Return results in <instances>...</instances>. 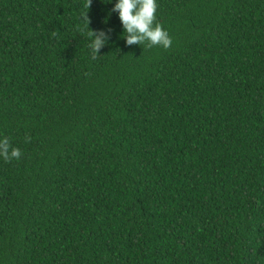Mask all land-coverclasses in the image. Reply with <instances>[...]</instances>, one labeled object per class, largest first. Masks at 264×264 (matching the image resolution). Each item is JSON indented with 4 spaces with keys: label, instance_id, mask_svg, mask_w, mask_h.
Masks as SVG:
<instances>
[{
    "label": "trees",
    "instance_id": "1",
    "mask_svg": "<svg viewBox=\"0 0 264 264\" xmlns=\"http://www.w3.org/2000/svg\"><path fill=\"white\" fill-rule=\"evenodd\" d=\"M107 2L0 0V264H264V0Z\"/></svg>",
    "mask_w": 264,
    "mask_h": 264
},
{
    "label": "clouds",
    "instance_id": "2",
    "mask_svg": "<svg viewBox=\"0 0 264 264\" xmlns=\"http://www.w3.org/2000/svg\"><path fill=\"white\" fill-rule=\"evenodd\" d=\"M108 0L107 3H112ZM91 0H89L88 9ZM157 0H115L112 13L118 15L122 25V39L127 46L147 43L149 46H160L168 49L172 39L166 29L156 22ZM88 13V11H87ZM87 13L84 20L89 28ZM90 30V29H89ZM90 48L94 56H99L101 49L108 46L109 36L103 30H90ZM22 153L18 148H12L7 138H0V157L5 160L19 159Z\"/></svg>",
    "mask_w": 264,
    "mask_h": 264
}]
</instances>
